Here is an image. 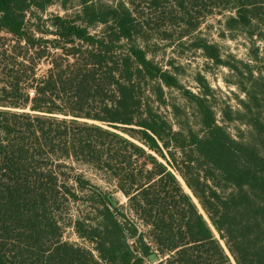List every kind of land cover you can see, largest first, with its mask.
Segmentation results:
<instances>
[{
	"label": "trees",
	"instance_id": "1",
	"mask_svg": "<svg viewBox=\"0 0 264 264\" xmlns=\"http://www.w3.org/2000/svg\"><path fill=\"white\" fill-rule=\"evenodd\" d=\"M213 14L264 40V0H0V264H264V76L220 121L149 56L174 27L226 63L199 33Z\"/></svg>",
	"mask_w": 264,
	"mask_h": 264
},
{
	"label": "rangeland",
	"instance_id": "2",
	"mask_svg": "<svg viewBox=\"0 0 264 264\" xmlns=\"http://www.w3.org/2000/svg\"><path fill=\"white\" fill-rule=\"evenodd\" d=\"M52 13L64 14L65 11L59 3H54L48 6L46 11L41 14L44 17H48ZM223 19L224 16L221 14L208 16L202 23L199 33L220 46L222 58L226 63L217 64L205 57L201 50H195L186 45L180 46L177 44L176 38L178 30L174 29V27L171 28V32L173 34L172 38L175 41L170 42L169 39L159 38L156 29L153 30L154 34L149 39L152 49H154V52L150 53L149 56L154 57L155 60L162 63L165 67L174 70L180 83L185 88L190 89L194 93H201L205 91V88L209 89L208 93L214 102L217 117L220 121V107L222 105H231L234 110L242 107L241 100L246 98L243 88L248 82V70L252 71L255 76L259 74L264 76V40L258 35L250 36V34L241 30L225 31L223 28ZM183 39L187 40V37ZM171 96L177 102L185 103L181 93L177 90H171ZM225 123L229 132L234 137L240 138L242 135L248 134L249 126L241 120ZM80 167L79 169L85 171L98 184L107 185L104 179L92 169L84 166ZM178 178L180 179L179 175ZM180 181L185 190L193 195L191 190L188 191V186L184 179ZM114 195L121 203L127 200L126 196L120 191L114 193ZM194 199L198 203L195 197ZM202 212L204 213V211ZM213 229L215 234L219 236L216 229L214 227ZM64 239L80 244H88L87 241L77 235L72 227L66 228ZM130 242L132 247L137 251L138 246L135 240L132 239ZM221 242L230 254L225 243L222 240ZM230 257L234 261L231 254Z\"/></svg>",
	"mask_w": 264,
	"mask_h": 264
},
{
	"label": "water",
	"instance_id": "3",
	"mask_svg": "<svg viewBox=\"0 0 264 264\" xmlns=\"http://www.w3.org/2000/svg\"><path fill=\"white\" fill-rule=\"evenodd\" d=\"M150 259H151L152 262H155V261H157L158 258H157V256L155 254H151L150 255ZM234 262H235V260H234Z\"/></svg>",
	"mask_w": 264,
	"mask_h": 264
},
{
	"label": "bare ground",
	"instance_id": "4",
	"mask_svg": "<svg viewBox=\"0 0 264 264\" xmlns=\"http://www.w3.org/2000/svg\"><path fill=\"white\" fill-rule=\"evenodd\" d=\"M180 177V180H182L183 181V179L181 178V176H179ZM187 187V186H186ZM187 189H188V191H190V189L187 187ZM135 245V244H134Z\"/></svg>",
	"mask_w": 264,
	"mask_h": 264
}]
</instances>
